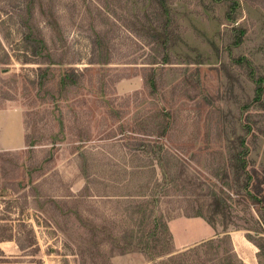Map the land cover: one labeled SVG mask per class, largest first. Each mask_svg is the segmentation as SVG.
<instances>
[{"label":"rangeland","instance_id":"rangeland-1","mask_svg":"<svg viewBox=\"0 0 264 264\" xmlns=\"http://www.w3.org/2000/svg\"><path fill=\"white\" fill-rule=\"evenodd\" d=\"M160 2L0 0V52L14 55L0 63V222L15 233L0 264H155L202 242L177 247L157 223L220 192L244 135L262 202L233 203L238 230L200 217L174 231L230 233L258 264L246 233L264 236V0ZM29 29L55 63L26 57ZM67 72L81 83L64 86Z\"/></svg>","mask_w":264,"mask_h":264},{"label":"trees","instance_id":"trees-1","mask_svg":"<svg viewBox=\"0 0 264 264\" xmlns=\"http://www.w3.org/2000/svg\"><path fill=\"white\" fill-rule=\"evenodd\" d=\"M161 4L165 7V2L160 0ZM166 8V7H165ZM166 11L167 8H166ZM231 17V15L229 14ZM26 44V57L35 56L38 57L40 63H55L52 52L50 51L46 40L35 33L32 29H29L22 36ZM13 54L9 49L2 48L0 52V63H10ZM167 57V56H166ZM28 59V58H27ZM168 58H165V61ZM80 77L75 72H67L62 77V84L64 86L77 85L80 84ZM155 89V82L153 79L149 80ZM260 88L257 89V96H260ZM161 113H157L159 117ZM236 149L234 152H231V156L228 158V169L225 174V180L222 183V187L219 188L220 192H213L198 194L194 197L192 203L187 206L186 210H178V215H185L187 217H202L210 225L216 227L217 225L222 226L225 231H229L231 228H235L232 214V205L234 202H239L242 198L244 201L251 203H261V199L254 194L252 191V181L254 179L253 174L249 170L250 158H249V146L247 143L246 136H240L239 141L235 144ZM166 174V172L164 173ZM148 196V194H144ZM150 195V194H149ZM155 198V195H153ZM239 198V199H237ZM14 201V200H13ZM147 204V203H146ZM146 204L137 205L136 211L143 214L146 211ZM259 213L264 225V206L259 208ZM169 220L174 218L170 212L167 214ZM130 218L133 217V212L130 215ZM163 215L160 216V221L157 224H160L165 235L164 240L172 241L173 235L170 230L168 221L163 220ZM142 222V221H141ZM4 223V224H2ZM155 225V228L158 225ZM14 227V226H13ZM238 230V228H235ZM0 230L4 234H0V242L5 240H12L15 238V233L12 230L11 225L7 222H0ZM248 240L253 242L257 247L258 251L256 252V257L258 264H264V236H261L259 239H256L251 236V234L246 233ZM126 241L124 247H129L134 245L133 234L125 236ZM160 239V238H159ZM18 240V239H17ZM28 240V239H27ZM29 245L33 244V239H29ZM32 243V244H31ZM34 245V244H33ZM137 245L145 251L149 252L151 247V242L149 239L144 240L143 237L138 238ZM20 247L25 249L24 244H21ZM172 248V246H170ZM169 249V248H168ZM214 250V251H213ZM192 252L197 253L196 258H191L190 261L183 258L185 254H191ZM3 251L0 248V255ZM151 259L155 258V254H148ZM3 260H0V263ZM155 264H245L244 260L240 257L236 251L234 245L232 244V236L230 233H227L223 236L216 235V237L204 240L184 251L176 253L174 255L168 256L166 259L161 260L160 262H155Z\"/></svg>","mask_w":264,"mask_h":264},{"label":"crops","instance_id":"crops-1","mask_svg":"<svg viewBox=\"0 0 264 264\" xmlns=\"http://www.w3.org/2000/svg\"><path fill=\"white\" fill-rule=\"evenodd\" d=\"M195 219H200V217H193V218H187V217H183V218H179L175 221H172L171 223H169V226L173 232V236L175 238V242L177 244V247H187L190 244H195L198 243L200 241H203L207 238L212 237L213 235L210 234L208 237H202L200 235H193L191 231H181L178 234L174 231V225H182L184 228L185 226L189 225L190 222L188 221H194ZM202 221L205 222V220L203 219ZM205 227V225H203ZM178 239H180L181 244L179 245L180 242H178Z\"/></svg>","mask_w":264,"mask_h":264}]
</instances>
